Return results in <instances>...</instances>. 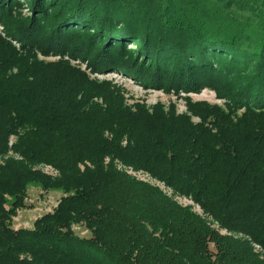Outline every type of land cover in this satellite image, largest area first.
Instances as JSON below:
<instances>
[{
    "label": "trees",
    "instance_id": "1",
    "mask_svg": "<svg viewBox=\"0 0 264 264\" xmlns=\"http://www.w3.org/2000/svg\"><path fill=\"white\" fill-rule=\"evenodd\" d=\"M0 26V264H264V0H0ZM31 182L63 195L15 228Z\"/></svg>",
    "mask_w": 264,
    "mask_h": 264
},
{
    "label": "rangeland",
    "instance_id": "2",
    "mask_svg": "<svg viewBox=\"0 0 264 264\" xmlns=\"http://www.w3.org/2000/svg\"><path fill=\"white\" fill-rule=\"evenodd\" d=\"M22 12L25 15H31V10L28 7H24ZM1 29L2 26H0V30ZM129 47L135 49V45H129ZM55 58H58V56H52L49 59ZM73 62L79 63L84 68L87 65V61L82 62L80 60H74ZM92 76L100 79H109L118 83L119 85H122L125 88L126 96L131 103L139 100L145 101L148 105H153L157 101H162L166 105H169L170 102H175L179 112L186 110L185 101L181 98H178L174 93L167 94L160 89L144 87L134 79L126 76L123 73H119L118 71L107 70L103 73H93ZM191 96L194 100L204 99L212 103H223V100L218 99L215 92L209 88H203L200 93H191ZM38 167L50 174H57V171L51 165L41 164ZM131 172L138 177L145 178L153 183L159 184L171 194V190L167 189L163 183L157 181L148 174L133 170H131ZM27 191L28 193L25 199L27 206L20 208L17 215L13 217L12 225L15 228L33 227L35 219L46 212L52 211L58 204L60 197L63 195V191L61 189H52L47 191L43 189L40 184L33 182L29 184ZM178 200L183 204H193L192 200L185 197H178ZM194 209L201 212L200 207L197 205ZM74 229L80 236L88 237L91 235V232L84 224H77L74 226Z\"/></svg>",
    "mask_w": 264,
    "mask_h": 264
}]
</instances>
